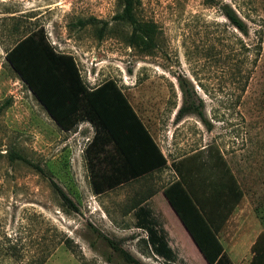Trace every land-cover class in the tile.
<instances>
[{
	"label": "rangeland",
	"instance_id": "obj_1",
	"mask_svg": "<svg viewBox=\"0 0 264 264\" xmlns=\"http://www.w3.org/2000/svg\"><path fill=\"white\" fill-rule=\"evenodd\" d=\"M134 1L137 18L155 24L152 43L133 38L130 23L117 18L124 0H0V264H129L102 234L144 264H207L193 245L167 262L149 253L141 240L147 231L125 211L133 184L92 192L86 148L95 127L81 120L61 128L7 59V50L37 29L75 57L89 87L115 80L169 160L218 147L251 219L264 226V0ZM222 4L247 22L246 34ZM186 96L207 123L194 113L176 120ZM10 149L46 173L11 161ZM49 176L78 211L63 203ZM168 177L164 185L175 174Z\"/></svg>",
	"mask_w": 264,
	"mask_h": 264
},
{
	"label": "trees",
	"instance_id": "obj_2",
	"mask_svg": "<svg viewBox=\"0 0 264 264\" xmlns=\"http://www.w3.org/2000/svg\"><path fill=\"white\" fill-rule=\"evenodd\" d=\"M223 15L237 30L246 34L247 22L230 4L221 5ZM117 18L133 27V38L153 42L155 24L142 21L135 14V1L124 0L123 11ZM7 59L25 80L58 125L72 129L79 121H89L95 127L94 136L86 148L87 167L94 193L99 194L153 168L166 165L167 157L154 141L152 134L133 107L123 90L113 79L89 87L80 74L75 57L58 50L41 29L33 30L19 38L8 50ZM180 85L186 93L185 80ZM185 98L176 111V120L194 113L207 123L205 113ZM132 144L151 147V162L136 167L125 150ZM8 158L19 160L41 173L46 170L16 149H10ZM133 160V159H132ZM177 178L164 188V194L183 225L189 232L208 264H234L220 240L223 222L244 197L238 180L220 149L208 145L185 154L171 162ZM50 182L65 205L78 211L77 203L52 176ZM142 202V201H141ZM135 207H126L128 213ZM141 209V208H140ZM139 209V210H140ZM148 209H142L146 215ZM139 212V211H138ZM146 212V213H145ZM138 227L147 231L141 240L149 253L163 257L166 262L175 258L168 244L167 233L158 227L152 217H140ZM107 243L120 252L129 264H144L142 260L121 243L102 234ZM249 264H264V230L251 245ZM40 260L38 264H43Z\"/></svg>",
	"mask_w": 264,
	"mask_h": 264
},
{
	"label": "crops",
	"instance_id": "obj_3",
	"mask_svg": "<svg viewBox=\"0 0 264 264\" xmlns=\"http://www.w3.org/2000/svg\"><path fill=\"white\" fill-rule=\"evenodd\" d=\"M150 132L162 153L167 157L164 146L160 142V138L157 137L151 130ZM125 150L137 168L145 166L151 162L149 158H152V154L156 158V155L153 153L151 147L141 146L140 149H138L136 146L133 148L132 144H129L126 146ZM173 160H169L167 157V163L164 166L153 168L143 172L142 174H138V176H134L129 180L121 182L117 186L110 188L105 192L99 194L94 193L93 190L92 192L95 195H102L115 190L118 187L133 184L134 188L132 190V195L128 199L129 203L126 207L135 208L128 213L133 214L137 223L141 221L140 217L144 218L146 216L155 219V222H158L157 226L162 227L166 231L168 244L174 251L175 255H189V252H186L185 250L190 249V251H192L193 246L196 250H198V252H200V250L164 194V188L178 177L176 171L171 165ZM170 173L175 174V178L171 182L164 185V181L169 178L168 176H170ZM247 204L248 201L246 200L244 194L241 202L233 208L229 217L223 222L221 232L219 234L224 249L234 264H249L252 258L251 245L256 240L257 235L264 230V226L260 221L255 222V220L251 219V214L248 213ZM143 208L150 211H146V215H143ZM155 209L157 212L160 211L162 213V216L165 219L164 221L159 220ZM170 218H172L173 227L170 225ZM176 246H180L179 251H176ZM200 254L207 263L201 252ZM153 255L158 256L154 252Z\"/></svg>",
	"mask_w": 264,
	"mask_h": 264
}]
</instances>
